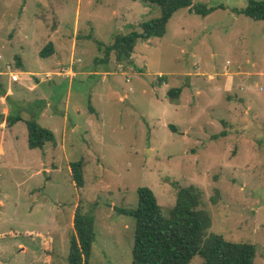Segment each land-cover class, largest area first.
Segmentation results:
<instances>
[{
	"label": "rangeland",
	"instance_id": "374dc122",
	"mask_svg": "<svg viewBox=\"0 0 264 264\" xmlns=\"http://www.w3.org/2000/svg\"><path fill=\"white\" fill-rule=\"evenodd\" d=\"M192 2L222 7L205 16L178 9L163 36L102 62L105 45L140 32L159 7L0 0V114L23 118L10 128L0 119V264H67L77 205L94 217L90 261L131 264L134 219L115 207L135 208L145 186L167 217L190 184L210 215L207 232L251 243L253 264H264V21L233 11L248 0ZM48 42L54 52L42 57ZM71 57L81 59L74 77L46 79ZM174 87L181 93L171 99ZM34 112L56 145L28 148L24 120ZM79 159L78 188L69 163Z\"/></svg>",
	"mask_w": 264,
	"mask_h": 264
},
{
	"label": "trees",
	"instance_id": "16d2710c",
	"mask_svg": "<svg viewBox=\"0 0 264 264\" xmlns=\"http://www.w3.org/2000/svg\"><path fill=\"white\" fill-rule=\"evenodd\" d=\"M141 1L157 5L160 10L159 16L142 23L140 32L132 30L116 36L111 44L104 46L102 62H106L111 53L120 61L129 58L139 38L146 40L150 37L163 36L167 22L178 9L187 8L191 12L205 16L215 8L222 7L193 3L192 0ZM233 11L243 13L254 20L264 21V0H248L243 9ZM53 52V45L48 42L40 50L39 55L45 57ZM2 91L5 94V90ZM180 93L181 88L174 87L168 89L167 96L171 99L178 98ZM45 103L44 100L37 102L34 107L37 113ZM89 109L93 111L90 103ZM37 113H31L30 118L24 120L28 148H42L47 142L56 145L53 131L37 122ZM2 117L0 114V119ZM4 120L5 125L10 127L20 120L23 121V118L19 110L11 108ZM69 170L74 185L82 187L83 161L81 159L71 161ZM137 195L135 208L115 207L118 213L130 215L134 219L131 264H192L196 256L202 259L201 264H253L255 250L251 243L234 242L224 239L218 233L207 232L211 222L210 215L201 207V193L195 185L178 188L174 205L169 208L167 217L163 215L162 207L157 203L150 188L139 187ZM72 223L74 234L70 237L67 264H93L90 261L95 239L93 215L77 205Z\"/></svg>",
	"mask_w": 264,
	"mask_h": 264
},
{
	"label": "built area",
	"instance_id": "2783aa9c",
	"mask_svg": "<svg viewBox=\"0 0 264 264\" xmlns=\"http://www.w3.org/2000/svg\"><path fill=\"white\" fill-rule=\"evenodd\" d=\"M53 74L56 75V76H60V77L66 79V78L74 77L76 72H75V70H74V68L72 66V62H71L68 66L60 67L59 70H57L56 72L47 73L46 74V77H47L46 79H51ZM9 77H10V80L12 82L18 81V78H19L18 74L13 73V72H11L9 74Z\"/></svg>",
	"mask_w": 264,
	"mask_h": 264
},
{
	"label": "crops",
	"instance_id": "0c3cea01",
	"mask_svg": "<svg viewBox=\"0 0 264 264\" xmlns=\"http://www.w3.org/2000/svg\"><path fill=\"white\" fill-rule=\"evenodd\" d=\"M72 62V66H73V68H75L76 67V65H79L80 63H81V59L80 58H77V59H73L72 57H71V61H70V63ZM69 65V64H68ZM68 65H66V66H68ZM62 67V66H61ZM76 72V71H75ZM59 77V76H58ZM63 79H65V78H63ZM47 80H51V79H47ZM38 82V81H37ZM35 86H36V84H34V85H32V86H30L29 87V89H34L35 88ZM9 96V94H6L5 95V97L6 96ZM10 97V96H9ZM7 111H9V109L8 108H5V109H3V111H1L2 113H5V114H7ZM2 118H5V116H3ZM6 122V121H5ZM6 126V125H5ZM7 128H10V127H8V126H6ZM3 129V128H2Z\"/></svg>",
	"mask_w": 264,
	"mask_h": 264
}]
</instances>
